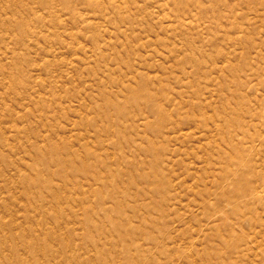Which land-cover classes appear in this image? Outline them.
Wrapping results in <instances>:
<instances>
[{
	"label": "rangeland",
	"instance_id": "rangeland-1",
	"mask_svg": "<svg viewBox=\"0 0 264 264\" xmlns=\"http://www.w3.org/2000/svg\"><path fill=\"white\" fill-rule=\"evenodd\" d=\"M0 264H264V0H0Z\"/></svg>",
	"mask_w": 264,
	"mask_h": 264
}]
</instances>
